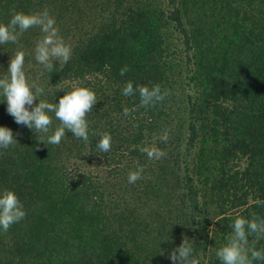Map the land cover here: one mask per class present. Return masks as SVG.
I'll return each instance as SVG.
<instances>
[{"label": "trees", "instance_id": "1", "mask_svg": "<svg viewBox=\"0 0 264 264\" xmlns=\"http://www.w3.org/2000/svg\"><path fill=\"white\" fill-rule=\"evenodd\" d=\"M45 8L70 60L45 70L35 59L43 33L33 27L0 45V78L24 51L40 99L58 103L75 85L98 101L87 142L66 131L46 145L0 95V126L17 139L0 148V192L15 191L26 212L0 228V264H173L184 238L202 264H222L216 252L235 219L264 218V0H0V23ZM128 81L170 94L141 107L138 91L123 95ZM59 124L53 118L51 131ZM105 132L109 152L97 148ZM153 143L165 157L139 150ZM92 159L102 173L87 169ZM248 239L264 250V239Z\"/></svg>", "mask_w": 264, "mask_h": 264}, {"label": "clouds", "instance_id": "2", "mask_svg": "<svg viewBox=\"0 0 264 264\" xmlns=\"http://www.w3.org/2000/svg\"><path fill=\"white\" fill-rule=\"evenodd\" d=\"M33 27L39 28L43 33L35 46L36 61L48 72L53 71L54 61H59L63 67L71 58L72 48L60 35L56 20L47 8L34 13L15 12L8 23H0V45L17 43L18 38ZM24 63L25 52L17 51L10 60L8 75L0 78V95L4 97L3 100L6 99L7 111L15 122L41 134L39 141L46 145H59L66 131L71 132L77 139L87 142L89 136L87 117L98 101L95 91L87 86L74 85L70 91L60 97L58 103L40 99L44 88L27 77ZM127 71L128 68L123 67L120 74L123 76ZM137 91L140 95L141 107L155 106L170 94L169 90H162L159 84L151 88L148 86L134 88L133 82L128 81L123 88V95L131 96ZM37 98L39 103L33 106ZM129 111L127 107L123 108L125 116L129 115ZM53 118L60 121L54 132L51 131ZM100 137L97 143L98 150L109 152L112 144L111 135L105 132L101 133ZM168 138L167 132L160 137L164 142H167ZM16 141L11 128L0 126V148L7 149ZM139 150L146 153L149 159L159 160L166 156V153L155 143L152 146L141 147ZM143 171V167L131 171L128 182L134 184L141 179ZM25 216L26 212L15 191L5 189L0 192V228L3 231L7 232L13 224ZM231 227L232 233L216 252L222 264H254V261H264V250L250 247L248 239L250 235H254L256 241L264 239V218L255 215L251 220L238 217ZM170 259L173 264H202L203 258L194 254L192 244L184 238L181 245L172 251Z\"/></svg>", "mask_w": 264, "mask_h": 264}, {"label": "rangeland", "instance_id": "3", "mask_svg": "<svg viewBox=\"0 0 264 264\" xmlns=\"http://www.w3.org/2000/svg\"><path fill=\"white\" fill-rule=\"evenodd\" d=\"M179 44L182 45L183 42H180ZM182 87H183V89H185L184 95H186V92L188 91V89H187L188 87H186L185 84H183ZM86 167L88 170L93 171L95 173L98 171H100L101 173L103 172L102 166L100 164H98V162L95 161V159H92V161H90V162H86ZM104 177H106V175H104Z\"/></svg>", "mask_w": 264, "mask_h": 264}]
</instances>
